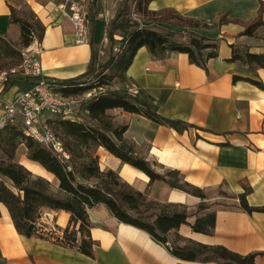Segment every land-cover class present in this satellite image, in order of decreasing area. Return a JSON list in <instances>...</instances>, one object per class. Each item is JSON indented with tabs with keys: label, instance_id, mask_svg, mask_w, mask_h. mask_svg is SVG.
<instances>
[{
	"label": "crops",
	"instance_id": "1",
	"mask_svg": "<svg viewBox=\"0 0 264 264\" xmlns=\"http://www.w3.org/2000/svg\"><path fill=\"white\" fill-rule=\"evenodd\" d=\"M62 2L64 0H0V56L4 52L1 38L17 47L20 45V26L11 22L13 5L22 15L33 12L45 25L41 40L44 75L68 79L83 74L92 59L90 40L97 42L96 38L98 41L105 38L108 23L122 0H85L91 21L89 41L82 43L76 42L74 25L59 8ZM262 3L264 0H152L149 3L152 10L171 7L206 22L197 32L219 41V55L208 60V70L192 62L187 52L166 50L155 55L147 46L138 49L127 69L129 81L154 97L162 115L197 126L179 131L137 113L120 108L110 110L116 120L129 122L126 139L135 141L140 150L165 168L179 169L183 179L205 188L225 181L233 192H241L240 180L246 179L252 186L247 196L252 205L264 204V88L245 79L234 81L233 76H252L264 82V67L255 75L246 65L228 57L233 42L252 50H264V24L257 27L255 35L240 34L245 22L258 15ZM224 13L232 20L221 23ZM216 24L215 31L211 26ZM33 82V78L24 76L10 79L0 95V116L4 105L30 88ZM97 151L101 168L116 169L138 189L148 188L152 198L182 202L190 207L201 201L200 197L171 187L165 181L150 183L142 169L103 146L99 145ZM16 157L58 187L52 173L30 160L25 144L18 147ZM0 211V264H221L177 257L145 229L117 219L102 202L88 212L93 222L91 235L98 241L95 257L49 239L21 235L4 204H0ZM43 214L41 220L46 224L64 227L71 213L47 210ZM179 232L204 243L224 244L241 253L256 251V261L264 264V212L249 213L237 206H221L216 212L213 234L194 231L189 224H182Z\"/></svg>",
	"mask_w": 264,
	"mask_h": 264
},
{
	"label": "trees",
	"instance_id": "2",
	"mask_svg": "<svg viewBox=\"0 0 264 264\" xmlns=\"http://www.w3.org/2000/svg\"><path fill=\"white\" fill-rule=\"evenodd\" d=\"M151 1L122 0L115 16L108 23L107 38L110 45L105 61L98 63L95 41L91 39L93 52L89 68L76 77L57 79L64 94H80L93 87H106L104 91L82 102L76 117L57 115L48 119L63 144L65 154L27 135L19 122H7L0 127V204L7 207L21 235L49 239L92 257L96 256L98 241L91 235L93 222L88 212L102 202L117 219L145 229L156 241L166 244L173 254L183 260L259 264L256 251L241 253L224 244L204 243L179 232L182 224H189L194 231L213 234L216 212L221 206H237L249 213L264 212V204L252 205L248 202L251 184L241 179V192L230 191L225 181L205 188L183 179L177 168L162 170L164 166L158 160L140 150L135 141L126 139L125 131L129 122L116 120V115L110 112L113 108H120L179 131L197 126L183 119L162 115L150 93L141 89L134 93L129 88L131 83L127 69L141 46H147L155 55L166 50L187 52L192 62L206 70L208 60L219 55V42L216 38L193 30L206 26V22L171 7L152 10L149 8ZM96 9L95 12L98 11ZM11 10V22H17L20 26V47L1 38L4 52L0 56V71L19 64L22 47L29 45L34 37L42 40L45 31V25L33 12L22 15L13 5ZM263 10L264 3L258 15L245 22V28L240 34H256L257 27L264 24ZM132 12L150 23H140L131 17ZM230 20L227 13L220 17L221 23ZM181 30L190 32L177 37ZM115 34H119L118 39ZM115 44L119 47L118 51L114 50ZM230 46L232 51L228 59L240 61L255 75L260 67H264V50L256 51L246 46L243 48L234 42ZM237 79H245L264 88V82L257 77L235 74L233 80ZM8 83L10 81L5 87ZM21 144L26 145L30 160L39 162L54 175L58 187L55 188L49 178L34 173L17 159L16 152ZM99 145L123 161L142 169L149 176L150 183L165 181L171 187L200 197L201 201L192 210L186 203L152 198L148 188L138 189L116 169L101 168L97 151ZM213 187L219 189L218 195L235 201L231 204L211 201ZM47 210L68 211L71 213L68 224L64 227L46 224L41 217ZM190 218H194L193 221Z\"/></svg>",
	"mask_w": 264,
	"mask_h": 264
},
{
	"label": "built area",
	"instance_id": "3",
	"mask_svg": "<svg viewBox=\"0 0 264 264\" xmlns=\"http://www.w3.org/2000/svg\"><path fill=\"white\" fill-rule=\"evenodd\" d=\"M59 8L66 13L75 28L77 43L89 41L88 10L85 0H64ZM134 19L142 22L137 13L132 12ZM210 22V21H208ZM107 41V38H105ZM41 40L34 37L29 45L22 47V59L9 70L0 71V95L11 78L16 75L31 77L33 85L20 92L12 101L4 105L0 116V127L7 122H19L27 135L45 143L58 152L66 153L63 144L48 119L51 114L62 117H76L77 109L82 102L106 87H93L81 94H64L61 92V83L56 78L47 77L43 73L41 63ZM119 50L118 45L114 47ZM130 90L138 93L139 88L132 84ZM50 114V115H48Z\"/></svg>",
	"mask_w": 264,
	"mask_h": 264
},
{
	"label": "rangeland",
	"instance_id": "4",
	"mask_svg": "<svg viewBox=\"0 0 264 264\" xmlns=\"http://www.w3.org/2000/svg\"><path fill=\"white\" fill-rule=\"evenodd\" d=\"M89 2L90 1H92V0H88ZM118 7H120V6H118ZM222 14V13H221ZM88 18H89V12H88ZM131 17H133L132 15H131ZM113 19V18H112ZM111 19V20H112ZM110 20V21H111ZM90 21H91V19L89 18V22H88V27H89V25H90ZM109 21V22H110ZM210 21V20H209ZM213 21H218L217 19H213ZM212 21V22H213ZM217 25L218 24H216L215 26H211V28L213 29V30H215L216 31V29H218L217 28ZM203 27L204 26H201V27H198V28H195V29H193L194 31H199L200 29H203ZM200 28V29H199ZM189 32H190V30H188V31H185V30H181V33L180 34H178V36L177 37H180L181 35H188L189 34ZM209 32H212V31H209ZM213 34V33H212ZM107 36L108 35H106L105 36V38H107ZM115 37H116V39H118L119 38V34H115ZM105 38L102 40V41H98L99 40V38H96V40H97V42H95V47H96V50H97V53H98V59H97V61H98V63H101V62H103V61H105V59L107 58V56H108V50H109V45H110V43H109V39L107 38V41L105 40ZM217 40V42H219L218 41V39H216ZM115 45H117V44H115ZM114 45V46H115ZM220 45V44H219ZM239 45H242V44H240L239 43ZM243 46V48H244V45H242ZM101 49V51H102V54H100V52L101 51H99ZM21 59H22V57H21ZM18 65V64H17ZM14 66H16V65H14ZM7 70H9V69H7ZM16 76H20V75H16ZM131 83V82H130ZM130 83H128L129 85H130ZM131 85H132V83H131ZM83 93V92H82ZM81 94V93H80ZM80 108H82L81 107V105L78 107V109H77V111L80 109ZM81 111V110H80ZM48 115H50V114H48ZM51 117H55L56 115H54V114H51L50 115ZM34 163H37V164H39V165H41L39 162H37V161H34V160H32ZM42 166V165H41ZM162 170H165V169H167V168H161ZM214 189L212 190V192H211V194L213 195L212 196V200L211 201H222V202H225V204L226 203H228V204H231V203H233L235 200L234 199H232V198H229V197H226V196H223V195H218V194H220L219 193V189L218 188H215V187H213ZM223 189H226V187L225 186H223ZM188 205V204H187ZM197 205V204H196ZM189 206V205H188ZM196 208V206L195 207H190L189 206V209H192V210H194Z\"/></svg>",
	"mask_w": 264,
	"mask_h": 264
},
{
	"label": "bare ground",
	"instance_id": "5",
	"mask_svg": "<svg viewBox=\"0 0 264 264\" xmlns=\"http://www.w3.org/2000/svg\"><path fill=\"white\" fill-rule=\"evenodd\" d=\"M4 89H5V87H4Z\"/></svg>",
	"mask_w": 264,
	"mask_h": 264
}]
</instances>
